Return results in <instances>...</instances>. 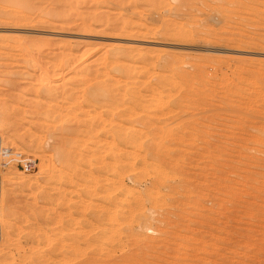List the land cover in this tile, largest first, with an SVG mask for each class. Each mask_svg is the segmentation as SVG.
I'll return each instance as SVG.
<instances>
[{"label":"rangeland","instance_id":"374dc122","mask_svg":"<svg viewBox=\"0 0 264 264\" xmlns=\"http://www.w3.org/2000/svg\"><path fill=\"white\" fill-rule=\"evenodd\" d=\"M41 1L0 0V138L36 160L0 264H264V0Z\"/></svg>","mask_w":264,"mask_h":264},{"label":"built area","instance_id":"2783aa9c","mask_svg":"<svg viewBox=\"0 0 264 264\" xmlns=\"http://www.w3.org/2000/svg\"><path fill=\"white\" fill-rule=\"evenodd\" d=\"M10 166L18 168L24 173H30L36 168V160L3 146L0 138V173Z\"/></svg>","mask_w":264,"mask_h":264},{"label":"bare ground","instance_id":"6f19581e","mask_svg":"<svg viewBox=\"0 0 264 264\" xmlns=\"http://www.w3.org/2000/svg\"><path fill=\"white\" fill-rule=\"evenodd\" d=\"M31 1H32V0H31ZM34 1H35V0H34ZM36 1H37V0H36ZM39 1H40V0H39ZM42 1H43V0H42ZM42 1H41L42 4L45 3V2H42ZM47 1H48V0H47ZM52 1H53V0H51V1L49 2V3H50V7H51V2H52ZM55 1H56V0H55ZM58 1H59V0H58ZM56 2H57V1H56ZM225 2H226V1H225ZM11 3H12V2H11ZM38 3H39V2H38ZM15 4H16V3H15ZM15 4H13V5H14V7L16 8L17 6H15ZM42 4H41V5H42ZM46 4H47V3H45L44 7L46 6ZM47 5H48V4H47ZM54 5H56L55 2H54ZM54 5H53V7H54ZM36 6H37V3H36ZM39 6H40V3H39ZM31 7H32V6H31ZM37 7H38V6H37ZM41 7H42V6H41ZM46 7H47V6H46ZM50 7H48V8H50ZM17 8H18V7H17ZM34 8H35V7H34ZM59 8H60V7H59ZM62 8L64 9V7H62ZM68 8H69V7H68ZM39 9H40V8H39ZM42 9H43V8H42ZM45 9L48 10L47 8H45ZM50 9H51V8H50ZM63 9H62V10L60 9V12L63 11ZM55 10H57V9H54V11H55ZM64 10H65V9H64ZM37 11H38V10H37ZM51 11H53V9H52ZM51 11H49L48 13H50ZM57 11H58V10H57ZM65 11H66V10H65ZM65 11H63V12H65ZM55 12H56V11H55ZM48 13H47V15H48ZM51 13H52V12H51ZM40 14H41V12H39V15H40ZM43 14L45 15V13H43ZM61 14H62V13H61ZM69 14H70V13H69ZM47 15H46V16H47ZM49 15H50V14H49ZM53 15H54V13L51 14V16H53ZM57 15H60L59 11H58ZM41 17H42V16H41ZM56 18H57V16H56ZM31 19H32V18H31ZM45 19H46V17H45ZM47 19H48V17H47ZM41 20H42V19H41ZM43 20H44V19H43ZM62 20H63V19H62ZM26 22H27V21H26ZM67 23L70 24V22H67ZM67 23H65V24H67ZM79 24H80V23H79ZM82 25H83V24H82ZM80 26H81V25H80ZM78 31H79V30H78ZM177 31H178V30H177ZM180 32H181V31H180ZM184 32H185V31H184ZM175 33H176V31H175ZM185 34H186V33H185ZM9 35H10V34H9ZM169 35H170V34H169ZM175 36L178 37V34L175 35ZM178 38H179V37H178ZM181 38H182V37H180V39H181ZM191 39H192V38H191ZM182 40H183V39H182ZM16 43H17V42H16ZM25 51H26V50H25ZM117 64H118V63H117ZM179 77H180V76H179ZM98 79H99V78H98ZM180 79H181V78H180ZM170 82H171V81H170ZM175 84H176V83H175ZM184 84H185V83H184ZM89 141H90V140H89ZM91 144H92V143H91ZM82 145H83V144H82ZM82 148H83V147H82ZM93 151L95 152V150H93ZM88 153H89V152H88ZM91 154H92V153H91ZM94 155H95V154H94ZM98 155H99V154H98ZM94 157H95V156H94ZM80 158H81V155H80ZM99 158H100V157H99ZM99 158H98V159H99ZM82 159H83V158H82ZM88 159H89V158H88ZM94 161H95V160H94ZM65 162H66V161H65ZM84 163H85V161H84ZM89 163H90V162H89ZM89 166H90V165H89ZM90 167H91V166H90ZM78 169H80V168H78ZM78 169H77V170H78ZM88 169H89V167H88ZM88 169H87V170H88ZM77 170H76V171H77ZM83 170H84V169H83ZM80 171H81V169H80ZM85 171H86V170H85ZM83 175H84V174H83ZM86 181H87V180H86ZM86 185H87V184H86ZM84 188H85V186H84ZM77 189H78V188H77ZM80 200H81V199H80ZM87 203H88V202H87ZM77 205H78V204H77ZM79 206H80V205H79ZM81 206H82V205H81ZM114 206H115V205H114ZM85 207H86V206H85ZM108 207H109V206H108ZM102 208H103V207H102ZM96 209H97V208H96ZM98 210H99V209H98ZM104 215H105V214H104ZM106 222H107V221H106ZM58 224H59V223H58ZM108 225H109V224H108ZM99 226H100V225H99ZM93 227H94V226H93ZM96 227H97V226H96ZM109 228H110V227H109ZM94 229H95V228H94ZM109 230H110V229H109ZM109 230H108V231H109ZM111 230H112V229H111ZM89 232H90V231H89ZM94 232H95V231H94ZM105 232H106V231H105ZM84 234H85V232H84ZM106 234H107V233H106ZM109 235H110V234H109ZM107 236H108V235H107ZM108 237H109V236H108ZM108 237H107V238H108ZM112 237H113V236H112ZM102 239H103V238H102ZM109 239H110V238H109ZM109 239H108V240H109ZM99 242H100V241H99ZM110 242H111V241H110ZM65 243H66V242H65ZM112 243H113V242H112ZM100 245H101V244H100ZM110 245H111V244H110ZM68 246H69V245H68ZM62 247H63V246H62ZM110 247H111V246H110ZM59 248H60V247H59ZM69 248H70V247H69ZM69 248L66 247L67 250H69ZM71 248H73V247H71ZM103 249H104V248H103ZM99 250H100V249H99ZM99 250H96V251H99ZM73 251H74V250H73ZM77 251H78V250H77ZM77 251H76V253H77ZM101 251H102V250H101ZM109 252H110V250H109ZM76 253H75V255H73L74 257H76V256L78 255V254H76ZM107 253H108V252H107ZM42 254H43V253H42ZM70 254H71V253H70ZM70 254H69V255H70ZM73 254H74V252H73ZM95 254H97V253H95ZM95 254H94L93 256H95ZM105 254H106V253H105ZM109 254H110V253H109ZM71 255H72V254H71ZM71 255H70V257L72 258ZM25 256H26V255H25ZM61 256H62V255H61ZM61 256H60V258H61ZM99 256H101V253L99 254ZM99 256L97 257V259L99 258ZM102 256H103V255H102ZM104 256H105V260H107L106 255H104ZM27 258H28V257H27ZM47 258H48V257H47ZM56 258H57V257H56ZM78 258H79V256H78ZM80 258H81V257H80ZM90 258H91V257L88 258L89 261L94 260V259H92V258H91V259H92V260H91ZM101 258H102V257H101ZM28 259H29V258H28ZM49 259H50V257H49ZM65 259H66V258H65ZM65 259H64V260H65ZM88 259H87V260H88ZM102 259H104V258H102ZM102 259H101V260H102ZM109 259H110V258H109ZM38 260H39V259H38ZM40 260H41V259H40ZM59 260H60V259H59ZM74 260H75V259H74ZM76 260H77V257H76ZM79 260H80V259H78L77 261H79ZM95 260H96V259H95ZM95 260H94V261H95ZM66 261H67V260H66ZM89 261H88V262H89ZM94 261H93V263H94ZM97 261H99V260H96V262H97ZM108 261H109V260H108ZM41 263H42V262H41ZM89 263H91V262H89ZM93 263H91V264H93ZM100 263H102V261L99 262V263L97 262V264H100ZM102 264H103V263H102Z\"/></svg>","mask_w":264,"mask_h":264}]
</instances>
